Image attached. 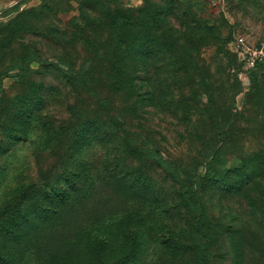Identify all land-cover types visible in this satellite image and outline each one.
Instances as JSON below:
<instances>
[{
    "label": "rangeland",
    "instance_id": "1",
    "mask_svg": "<svg viewBox=\"0 0 264 264\" xmlns=\"http://www.w3.org/2000/svg\"><path fill=\"white\" fill-rule=\"evenodd\" d=\"M167 3L175 6L178 40L189 26L200 34L199 73L178 69L176 113L160 104L135 109L145 87L139 79L112 84L108 66L130 62L109 41L108 22L118 9L138 15ZM241 36L246 46L264 48V0H0V249L11 255L7 264H113L133 249L127 264H197L185 216L108 180L105 146L78 137L92 116L132 139L137 152L129 162L161 190L176 186L162 156L173 171L203 172L213 145L225 144L213 174L236 181L228 168L243 166L248 181L233 191L202 188L209 229L198 236H209L210 264H264V70L241 61ZM60 55L76 72L98 60L92 92L69 83ZM43 84L45 107L15 130L17 102ZM152 147L162 160L149 155ZM79 173L94 179L63 201L52 197L57 209L45 216L40 197ZM14 220L26 223L11 237L5 224Z\"/></svg>",
    "mask_w": 264,
    "mask_h": 264
},
{
    "label": "trees",
    "instance_id": "2",
    "mask_svg": "<svg viewBox=\"0 0 264 264\" xmlns=\"http://www.w3.org/2000/svg\"><path fill=\"white\" fill-rule=\"evenodd\" d=\"M175 6L173 3H167L161 8L151 9L146 7L138 15L133 14L129 10L118 9L109 20V41L112 42L114 48L120 51V57L128 58L130 64L124 65L113 62L108 66L109 72H114L112 84L118 85H135L137 79L143 83L145 90L144 95L139 97L134 104V108L138 105H156L160 104L168 112L176 113L172 108L175 101V88L177 84V71L182 67L191 68L195 73H199L197 64V54L199 53L200 34L194 31L191 26L184 31L185 40L177 39V32L170 22V16L173 14ZM193 33V34H192ZM183 35V36H184ZM98 52V50H96ZM60 60L67 65L65 70L69 76L68 81L71 85L84 87L89 92L94 90V85L99 81V77L95 74L98 69V60L89 65L84 64L78 72L75 66L69 62V58L58 56ZM184 57L181 67H175L177 59ZM104 54L101 59H106ZM96 61V62H95ZM254 70H264V59L260 60ZM152 86L159 89V94H155ZM46 86L43 84L37 86L32 96L27 99L19 100L15 106L14 117L17 124L16 129L21 128L24 119H30L40 115L41 109L46 105L45 99ZM159 101V102H158ZM107 103V102H106ZM171 108V109H170ZM117 123V122H115ZM82 130L78 133V137L83 140L86 145L94 142L102 143L106 148V176L108 180L115 186H118L123 192L133 195H143L144 197H153L155 201L162 200L167 203L171 209H177V214H181L187 218L188 227L192 234L193 243L199 247V256L197 264H210V256L208 254L209 236L203 233L209 229L207 227L208 220L205 216L202 188L209 183H214L223 191H233L241 188L248 178L243 174L242 167L235 166L228 168L229 172H235L239 176L235 180H226L224 177L213 174L214 163L221 157L224 152L225 144L213 145L209 158L205 161L203 172H193L191 169H185L181 172L173 171L170 160L162 156L163 162L160 163L167 169L175 179L176 186L174 189L161 190L157 188L154 181L147 170L142 165L130 163V157L136 154L137 149L131 138H123L117 131L115 124L100 119L99 117H88L87 122L83 123ZM14 129H7L12 139L18 138ZM23 133V132H22ZM144 152V151H142ZM149 155L157 160L160 159L159 151L156 147H152L148 151ZM161 155V154H160ZM264 161V158H263ZM94 179L93 174L88 175V180L82 178L80 173L75 176L68 177L65 187L51 188V192H45L41 197L42 204L45 205L44 215L49 216L57 208L59 202H55L52 197H57L58 201H63L69 195L82 186H88V183ZM89 181V182H88ZM52 199V200H51ZM56 200V201H57ZM25 220H14L5 224L7 231L11 237L16 236L21 230ZM184 232H180L183 234ZM182 236H172L173 243H179ZM102 248V244L100 245ZM136 249L130 251L122 260L113 264H127L133 258L132 253ZM11 260L3 249H0V264H7Z\"/></svg>",
    "mask_w": 264,
    "mask_h": 264
},
{
    "label": "built area",
    "instance_id": "3",
    "mask_svg": "<svg viewBox=\"0 0 264 264\" xmlns=\"http://www.w3.org/2000/svg\"><path fill=\"white\" fill-rule=\"evenodd\" d=\"M239 54L241 61L248 68H255L260 60L264 59V48L252 49L245 45L244 38L241 36L239 38Z\"/></svg>",
    "mask_w": 264,
    "mask_h": 264
}]
</instances>
